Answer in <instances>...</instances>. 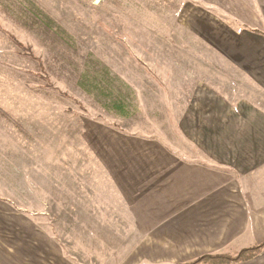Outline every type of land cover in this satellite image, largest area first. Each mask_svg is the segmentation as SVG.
I'll return each instance as SVG.
<instances>
[{"label": "crops", "instance_id": "obj_1", "mask_svg": "<svg viewBox=\"0 0 264 264\" xmlns=\"http://www.w3.org/2000/svg\"><path fill=\"white\" fill-rule=\"evenodd\" d=\"M258 1L259 13L229 22L230 47L214 48L245 74L242 90L213 85L189 96L175 146L142 130L86 128L76 140L84 159L72 163L68 191L59 181L35 211L8 208L0 264H186L264 243V0ZM230 264H264V250Z\"/></svg>", "mask_w": 264, "mask_h": 264}, {"label": "rangeland", "instance_id": "obj_2", "mask_svg": "<svg viewBox=\"0 0 264 264\" xmlns=\"http://www.w3.org/2000/svg\"><path fill=\"white\" fill-rule=\"evenodd\" d=\"M259 6L0 0V222L8 208L42 207L59 181L68 191L86 128L112 125L181 142L177 117L189 96L213 85L240 91L247 82L214 48H229V22ZM116 100L128 104L130 118L114 111Z\"/></svg>", "mask_w": 264, "mask_h": 264}, {"label": "trees", "instance_id": "obj_3", "mask_svg": "<svg viewBox=\"0 0 264 264\" xmlns=\"http://www.w3.org/2000/svg\"><path fill=\"white\" fill-rule=\"evenodd\" d=\"M114 111L122 118H130L132 113L128 104L124 100H116L113 103ZM264 250V243L254 246L252 248L243 250L237 256H226V255H216V256H203L197 260L186 263V264H230L238 263L240 261H247L253 259L258 254Z\"/></svg>", "mask_w": 264, "mask_h": 264}]
</instances>
